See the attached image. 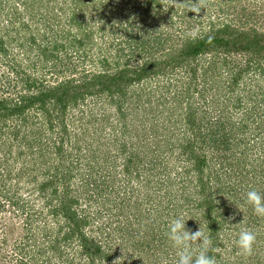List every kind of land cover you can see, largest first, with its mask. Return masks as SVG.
<instances>
[{"label":"trees","instance_id":"1","mask_svg":"<svg viewBox=\"0 0 264 264\" xmlns=\"http://www.w3.org/2000/svg\"><path fill=\"white\" fill-rule=\"evenodd\" d=\"M7 1L0 0V7ZM85 1L74 0L73 3L78 5L77 9L80 11L82 4L87 7ZM127 1L131 2L132 0ZM138 1L142 4L136 17L140 23L138 27H141L138 35L134 39L131 38L132 33L128 29L135 27V23L132 22L128 25L126 22L121 23L118 25V31L123 30L130 41L135 40L136 44L142 41L143 45L150 35L147 28L149 31L153 30L150 23L143 19L150 14L147 19L151 21L163 18L160 20L163 22L165 19L167 26H170L169 29L178 34L179 44L170 48L171 52H168L167 56L163 55V58L155 57L154 51L141 48L135 64L130 62L131 55L124 54L123 48H120L119 53L123 57L127 56L125 62L116 61L112 67L109 61L104 58L101 69L83 70L79 76H71L63 72L67 76L54 84L39 83L37 78L26 74V71L14 70L19 74L22 92L16 98L3 95L0 97V139L9 132L14 139H20L26 147L36 148L38 142L41 141V137L39 140L37 138L40 128L36 126L35 129L33 128L29 115L34 111L42 116L44 124L41 129L45 130L48 136L54 135L55 142L52 152L63 169L61 170L62 174H59L58 166L54 168L44 166V169L42 168L38 172L45 177L40 188L42 190L45 187L50 188L51 191L48 195L57 201V204H53L49 211L54 220L58 217L65 219V225L63 224L61 227L66 228V232L59 240L64 243L76 240L78 252H81L80 254L86 259L87 264H102L112 261L113 254L111 251L105 253L97 240L88 238L86 235L85 229L92 220H89L90 217L85 209L79 207L80 197L71 194L70 180L76 176L74 169L86 170L89 174L84 184L83 194L85 193L87 202L101 203L107 200L110 204L107 210L111 212L114 211L113 209L117 210V205L111 203L112 199H121L122 195L118 189L114 188L117 178L115 176H112L116 178L115 180L111 178L109 171L106 176L100 173L108 170L105 163L110 162L111 157L121 160L120 172L124 174L123 179L127 184L134 179H139L141 172L139 167L142 163L149 166L148 175L141 178L138 184L144 182L148 188H153L146 191L149 196L147 194L145 197L147 201L145 203L152 204L147 207V210L143 206L145 203L136 206L129 205V211L132 214L123 213L114 219H120L116 228L121 230L117 233L126 242L125 247L129 245L132 252L135 248L140 255L146 253L150 249L149 246L155 242L154 234L168 233L167 228L160 230V226L168 222L163 219L164 215L171 220L172 217L175 218L180 214H184L186 217L189 212L194 211V215H198L199 219L203 221L204 230L212 240L208 255L219 257L218 254H215L216 252H213L216 247L223 245L217 242L223 228V224L217 220L218 210L223 208L224 211H227L230 207L236 213L237 222H240L244 213L248 212L249 214L254 211L253 206L246 202V193L255 189L264 194V158H250V152L253 155L252 151L259 149L254 143L249 142L252 138L261 139L264 142V116L257 121L255 115L256 113L261 115L263 111L258 108L264 106V28H257L254 23L250 25L248 19L239 25L231 22L217 24L211 22L207 30H203L200 36L192 39L187 35L189 27L185 30L179 27L181 31H177L174 19L180 15L173 16V6L164 10L161 4L162 0ZM100 2L101 5L98 4L93 9L94 13L99 14V18H101L99 12L103 10V3L106 1L100 0ZM105 4L107 5V3ZM60 11H63L62 7ZM165 11L169 16H164ZM78 15L77 12H73L69 18H64L67 25L57 18L56 24L62 27L61 39L53 40L51 44L49 42V46L45 43L40 50L44 57L43 60L48 61L52 57L54 59V56L57 55L55 51L59 48L67 50L68 48L65 47L72 45V42L73 44L78 43L77 49L87 41V43L92 42L93 31L85 30L83 27L84 14H80V16L83 15L81 18H78ZM249 15L252 16L251 13ZM181 16L183 17L184 14ZM158 24L160 25L159 21ZM71 26L79 31L81 37L77 33L72 34L69 31ZM122 35L120 33V36ZM164 38H160L156 45L160 42L162 46H166V42L170 38L165 40ZM29 39L31 43L37 42L34 34H31ZM162 39L163 41H161ZM4 45L5 40L0 36V54L7 52ZM49 47L51 51H47ZM135 56L137 55L133 57ZM177 70H179L177 73L182 71L184 77L179 85H174V92L170 88L166 90V95L171 97L168 104L165 103L166 98L157 97L155 102L150 98L151 92L142 93V90L145 89L143 86L147 82L159 78L170 80L169 77ZM134 86L142 87V90L138 92V100H134L128 95ZM141 94L148 96L145 99L148 102L146 104L148 110L137 108L138 102L142 98ZM178 95H182L181 98L178 99ZM151 97H154V94ZM127 99L136 102L132 108L129 106L125 108L126 110L130 109V113H133L135 117L129 122L122 119V124H118L121 133L114 134L111 139L108 138V142L102 143L103 148H94L90 144L95 141L94 138L89 143L82 141L81 135V138L77 139H74V136L71 137L68 130L71 118L68 119V115L77 112L80 115L76 120H82L84 111L80 109V106L90 102L96 105L107 100L108 105L113 107L117 113H121L122 117L125 116L124 104ZM151 101L154 103L151 104ZM88 115H93V112ZM101 116L105 115L100 114L91 122L96 131L101 129L96 123L101 119ZM5 126L10 128L3 133ZM57 127L60 132L56 131ZM74 128L73 135L81 131L78 126ZM29 135L30 140L27 139ZM49 138L51 137L49 136ZM172 142H175L173 146H177L179 149L185 166L181 174L177 172L174 176L164 178L161 176L163 170H156L157 165L163 162L164 156L163 152L157 154V150L171 151L173 148L166 146H170ZM257 142L259 143V141ZM263 142L259 144L264 146ZM68 144H73V148H76V162L81 159L79 164L82 165L84 153L86 157L90 153V161L96 168L87 166L85 163L83 168L82 166L76 168L77 165L72 164L74 159L68 149ZM208 145L213 148L210 157L209 153L204 151V147ZM2 151V146H0V155ZM209 161L211 162L209 163ZM66 162H68L67 166L64 165ZM26 167L27 164L22 165L20 170L24 171ZM29 167L32 171L35 169L34 164H30ZM4 171L6 170L1 165L0 193L5 199L7 194L10 195L11 181H15L12 178L13 175L15 177L19 175H12L10 171L6 174ZM168 174L166 172V175ZM177 175L181 176V179ZM58 180L63 183H58ZM191 182L198 184L199 189L195 190L197 198L192 200L190 206H186L190 199L188 196H184V202H181L179 195L181 193L184 195L183 193L189 190ZM224 190L232 201V206H230L231 204L216 206L217 201L214 200V196L221 197ZM12 194L16 197V193ZM14 196H8L10 197L8 203L18 206V200ZM128 199H131V196ZM120 201L124 202V200ZM238 205L245 207L244 212L237 213L235 209ZM119 207L121 209L123 205H119ZM132 221L134 222L131 223ZM146 227H148L147 230H145ZM239 227V225L234 226V229H239ZM164 229H167V232H164ZM229 229L231 228L229 227ZM164 235L167 236V234ZM30 238L32 236L28 234L23 242L14 246L21 264H32L30 262L37 259V253H43L41 249L36 253L34 245L30 244ZM237 239L238 236L236 242ZM60 241H54L51 246L56 249ZM133 254L134 252L131 255L133 256ZM130 258L131 264L148 263V258L133 259L131 256ZM153 260L151 259L150 262Z\"/></svg>","mask_w":264,"mask_h":264},{"label":"rangeland","instance_id":"2","mask_svg":"<svg viewBox=\"0 0 264 264\" xmlns=\"http://www.w3.org/2000/svg\"><path fill=\"white\" fill-rule=\"evenodd\" d=\"M105 1L106 2L103 3L105 8L103 7V10L99 12L101 18H99V14L94 13L93 10L98 4L101 5L100 0H86L84 3L87 4V7L82 4V6H80V11L77 9L78 5L73 3L74 0H8L7 3H4L3 6L0 7V36L5 40L4 47L7 49V52L6 54H0V97L3 95L9 98H16L17 95L21 94L22 86L19 81L20 77L15 71H26V74H30L37 78L39 83L54 84L61 78L67 76L64 73L71 76H79L83 73V70L91 71L101 69L103 67L104 58L109 61L112 67L115 65L116 61L125 62L127 56L123 57L119 53L120 48H123L124 54L131 55L130 62L135 64L141 48L147 51H154L156 54L155 57L163 58V55L167 56L171 52L170 48H174L179 44L180 38L178 34L174 33L172 29H169L170 26H167L165 19L163 22L160 21L163 20V18H156L151 21L147 19L150 14L143 18L144 21L150 23L153 28L152 31H149L147 28V32L150 34L147 37L148 39L144 41L143 45L142 41L137 44L135 40L130 41L123 30H120V32L118 31V25L123 22H126L127 25L130 22L135 23V27L133 26L132 29H128V31L132 33L131 38L134 39L141 30V27H138L140 23L136 20L139 8L142 5L141 2L138 0H132L131 2L127 0ZM177 2L180 3L175 7L173 6V16L180 15L174 19L178 32L181 31L179 27L184 28V30L189 27L188 31L193 28H199L201 33L203 30H207L211 22L216 24L220 22H231L232 24L236 23L239 25L247 21L246 19H248L250 25L254 23L257 28H264V0H210L208 7L205 9L202 8L199 14L186 11L183 7L185 0H177ZM193 2H195V0H193ZM105 3H107V5ZM127 6H130L132 9H129L130 7ZM61 7L63 11H60ZM73 12L79 14L78 18L83 16H80V14H84L83 27L88 32L93 31L91 42L93 44H91L90 41L89 43L85 41L86 44L83 43L81 48L77 49L78 43L73 44L72 42V45L65 47L68 48L67 50L59 48L55 51L57 55L54 56V59L52 57L48 61L45 59L43 60L44 57L41 55L40 50L45 43L49 46V42L51 44L53 40L61 39L60 34L62 33V27L56 24L57 18H60L59 21L62 20L65 25H67V21L64 18H69ZM250 13L252 16L249 15ZM182 14H184L183 17L181 16ZM164 16L167 17L169 14L165 11ZM69 31H71L72 34L77 33V35L81 37V34L76 28L71 26ZM120 33L123 35L120 36ZM31 34H34L37 38L35 44L31 43L29 39ZM160 38H164V40L166 38L170 39L167 40L166 46H162L160 42L156 45V42ZM161 41H163V39ZM49 50L50 47L47 51ZM134 55L137 56L133 57ZM178 71L179 70L175 71V73L169 77L170 80L167 78L152 79L143 86L145 87L144 90L141 89L142 87L134 86L130 89L131 91L128 95L134 100H138V92L141 90L143 91L142 93L151 92L154 94V97H151V94L150 98L155 102L157 97H163L166 98L165 103L168 104L171 101V97L166 95V90L170 88V90L174 92L175 86L179 85L184 77L182 75L183 72L177 73ZM140 96L142 98L140 97L141 100L138 102L137 108L148 110V107H146L148 102L145 101V99L148 98L147 94L143 96L141 94ZM181 96H179L178 99L181 98ZM134 100L127 99L124 104L125 116L122 117L121 113H117L113 107L108 105L107 100L96 105L90 102L89 104L80 106V109L84 111L82 120H76L80 115L77 112H72L68 115V119L71 118V120H73H70L68 127L71 137L73 138L74 136V139L82 137V141L89 143L94 138L95 141L90 144L94 148H103L104 146H102V143L108 142V138L111 139L114 134H118V132L119 134L121 133L119 125L122 124V119L124 121L128 120V122L134 119L135 115L130 113V109H125L127 106L130 108L135 106L134 103L136 102ZM152 103L154 102L151 101V104ZM174 107L177 106L174 105ZM258 109H261L263 112L261 115L258 113L255 114L257 116V121L264 116V106ZM90 112H93V115H88ZM100 114H104L107 117L101 116V119L96 122L101 127V129L96 131V129L92 127L91 122ZM29 116L33 128L35 129V126L40 128V131L37 132V138L39 140L41 137V141L38 142L39 144L36 148L26 147L20 139H14L9 132L4 134L2 139H0V146H2L3 149L0 155V163L4 167V170H6L4 172L7 174L8 171H10L12 175H19L18 177L13 175L12 178L15 181L10 180L12 184V188L9 192L10 195L7 194V197L4 199L0 193V264H21L14 246L15 244L23 242L28 234L32 236V238H30V244L34 245L33 247L36 253L39 249L43 251L41 254L37 253V259L32 260L30 263L87 264L86 259L81 256V252H78L79 248L77 247L78 244L76 240H73L71 243H69V241H65L64 243L59 240L66 232V228L61 227L65 219L58 217L54 220L51 216L49 212L50 207L53 204H57V201L48 195L51 191L50 188L45 187L44 190L40 188V184L45 177L38 174V172L41 171L42 168L44 169V166L47 168L58 166L60 170L59 174H62L61 170L63 167L61 164H58L59 161L52 152L53 143L55 142L54 135H49L51 137L49 138L45 130L43 131L41 129L44 124L41 119L42 116L34 111L31 112ZM71 122L74 127L78 126L81 128V131L77 132L75 135L72 134L75 128L72 126ZM9 128V126H5L3 133ZM56 131L60 132L58 127ZM27 139L30 140V135ZM257 141H259V143L263 142L261 139L254 138L249 141L250 143H254V145L257 146L256 148L259 149L253 150V155L249 151L250 158L252 159L256 157L264 158V146L260 145ZM174 143L175 142H172L170 146H166L173 148L171 151L157 150V154H159V152H163L164 154L163 162H160L156 167V170H163L161 176H164V178L167 176H174L177 172L181 174L185 166L181 159L182 157L180 156L179 149L177 146H173ZM68 149L74 159L72 164L77 165L76 168H81V166L83 168L84 163L87 166L95 167L90 161V153L88 157H86L84 153V161L81 163L82 165H80L81 159L76 162V148H73V144H68ZM4 151H7V153L5 154ZM204 151L207 152V154L209 153L208 156L210 157L213 148H210L208 145L204 147ZM160 155L158 156L159 159ZM109 160L110 162L105 163L108 170L101 171L100 173L106 176L109 171V176H111V178L114 180L117 178V183L113 184L114 188L121 192V199H112L111 201V203L117 205V210L113 209L114 211L112 212L108 211L107 209L110 207V204L107 200L101 203L87 202L86 195L85 193L83 194L84 184L89 174L86 170L74 169L76 176H73L70 180L71 194L80 197L79 207L85 209V212L90 217L89 220H92L91 224L85 229L86 235L88 238L97 240L105 253L111 251L113 257H115L114 259L111 257L112 261L102 264H131L130 256L133 259L148 258V263L145 264H162L164 260H167L168 264H175L178 249L173 245V242L168 239V236L164 235L167 233H160V235H157V233L154 234L153 236L155 237H153V239L155 242L152 243L149 246L150 249L142 255L134 248V254L132 256L131 254L133 252L130 250L131 248L129 245L125 247L126 242L122 240L117 233V231L121 230L116 228L117 222L120 219H114L123 213L132 214V212L129 211V205L136 206L147 202L145 200L148 194L146 191L152 190L153 188H148V185H145L144 182L141 184H138V182L141 178H145L144 176L148 175L150 169L149 166L142 163L139 167L141 171L139 179H134L127 184L123 179L124 174L120 172L121 160L119 158L114 159V157H111ZM210 162L211 161H209V163ZM26 164L27 167L25 170H20V167ZM30 164L35 165L33 171L29 167ZM64 165L67 166L68 162ZM166 172L169 174L166 175ZM179 179H181V176H179ZM159 180L162 181V179ZM59 182L60 180H58V183ZM60 183H63V181ZM188 189L187 192L183 193L184 195H182V193L179 195L181 202H184V196H188L190 199L186 206H190L193 202L192 200L197 198L195 190L199 189V187L198 184L191 182ZM225 192L226 190L223 191L221 197L218 195L214 196V200L217 201L216 206L224 204H226V206L231 204L230 206H232V201ZM12 193H16V197ZM11 195L18 200V206L14 203H8L10 202ZM129 196H131V199H128ZM120 200H124V202ZM119 205H123V207L120 209ZM151 205L150 203L143 204L146 210L147 207ZM235 210H237V213L244 212L245 207L238 205ZM218 212L219 215L217 220L219 223L223 224V228L219 233V240H217V242L223 245L216 247L214 249L215 251H213L219 256H214L217 264H264V217L258 216L252 211L249 214L248 212L244 213L241 216V221L237 222L236 213L233 212L230 207L227 211L220 208ZM182 215L184 216V214ZM178 216H181V214ZM187 217H189L185 222L187 229L194 232L200 228L205 232L203 221L199 219L200 217L198 215H194V211L189 212L185 218ZM196 218L198 219L195 220ZM163 219L168 220V222L161 225L160 230L162 228H167L169 230V224L174 218L172 217L171 220H169L164 215ZM133 222L134 221L131 223ZM238 225L240 226L239 229L235 230L234 226ZM229 227L231 229H229ZM244 228L257 234L256 242L253 245V252L250 256L243 255L236 242V237L241 229ZM147 229L148 227H146L145 230ZM167 229H164V232H167ZM54 241H60L56 249L51 246ZM197 243H199V241H197ZM49 246L52 249L46 248ZM192 248L198 250L199 246L193 244ZM151 259L154 260L150 262Z\"/></svg>","mask_w":264,"mask_h":264},{"label":"clouds","instance_id":"3","mask_svg":"<svg viewBox=\"0 0 264 264\" xmlns=\"http://www.w3.org/2000/svg\"><path fill=\"white\" fill-rule=\"evenodd\" d=\"M209 2L210 0H195V2L185 0L183 7L186 11L199 14L202 8L208 7ZM178 3L180 2H177V0H162L161 4L164 10H167L170 6L175 7ZM187 35L192 39H196L200 36V29L193 28ZM246 202L253 206L256 215L264 217V194L255 189L249 190L246 193ZM188 218L181 215L172 219L169 224L168 239L178 249L175 264H217L216 259L208 255L212 245L210 236L200 228L194 232L187 229L185 222ZM256 238L257 234L255 232L247 228L241 229L237 244L243 255H252ZM193 244L199 246L198 250L192 248ZM162 264H168L167 260L162 261Z\"/></svg>","mask_w":264,"mask_h":264}]
</instances>
